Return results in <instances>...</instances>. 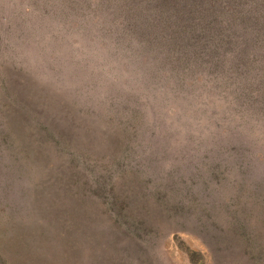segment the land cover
Listing matches in <instances>:
<instances>
[{
    "label": "rangeland",
    "instance_id": "1",
    "mask_svg": "<svg viewBox=\"0 0 264 264\" xmlns=\"http://www.w3.org/2000/svg\"><path fill=\"white\" fill-rule=\"evenodd\" d=\"M0 264H264V0H0Z\"/></svg>",
    "mask_w": 264,
    "mask_h": 264
}]
</instances>
